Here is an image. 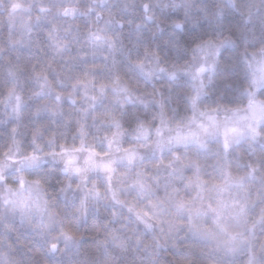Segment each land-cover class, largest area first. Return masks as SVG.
I'll return each mask as SVG.
<instances>
[{
  "label": "snow or ice",
  "instance_id": "6c2138e0",
  "mask_svg": "<svg viewBox=\"0 0 264 264\" xmlns=\"http://www.w3.org/2000/svg\"><path fill=\"white\" fill-rule=\"evenodd\" d=\"M228 2L235 6L234 0ZM108 4L109 0H89L88 6L82 8L80 0H9L6 13L0 18V23L7 26L8 47L17 50V56L21 48L43 52L36 35L42 30L51 55L43 62H33L28 67L27 78L32 86L27 96L22 89L21 77L26 70L25 65L9 63L7 73L10 84L0 104L9 110V115L17 124L10 129L11 138L0 153V180H4L5 173L13 167L19 178L15 185H5L0 200L11 211L19 213L23 220L30 224L35 221L33 226L41 235L53 224L59 223L49 207L41 182L30 180L24 174L25 169L37 168L45 157L54 158L62 164L61 171L66 176L78 177L81 183L87 180L89 173L99 171L105 174L111 200L126 208L135 222L151 230L153 221L160 222L164 201L149 199L150 212L131 201L120 199L118 190H114L111 183L118 161L131 169L143 160L139 149L150 147L154 153L171 152L170 160L160 161L168 170L170 184L182 180L185 187L195 188L192 201H175L177 210L187 214L194 233L201 239L215 242L217 247L235 250L243 242L242 232L235 229L246 226L251 232L258 223H264V210L252 222L247 219L250 201L246 180L255 177L257 167L249 164L247 173L239 174L232 169L227 158L234 145L264 138V130L261 129L264 98H258L256 91L264 87V47L251 53V59L246 61L252 87L244 90L247 97L245 103L232 107L218 104L201 108L198 100L205 94V74L211 80L217 71L221 51L234 45L231 37H209L198 41L189 50L188 59L181 64L163 62L156 48L146 45L141 54L130 56L129 50L118 44L120 34L115 31L123 27L124 21L105 7ZM168 6L167 3L161 5L160 0H143V18L135 24L137 32L145 22L157 20L154 7ZM172 6L178 7L179 4L173 0ZM124 10H129L127 5ZM92 13H95L94 17ZM81 16L88 20V26L83 30L77 22ZM216 16L220 17L221 12L217 11ZM42 22L48 25L46 29H41ZM174 27L182 30L183 24L176 21ZM156 30L162 31L159 22ZM172 47L180 48L175 42ZM117 53L122 54L136 73L147 81L163 74L169 81L174 82L184 76L195 82V90L188 97L192 115L170 122L160 100L146 99L145 94L138 92L121 74ZM97 57L101 59H94ZM104 73L109 75L105 78ZM29 100H35L31 112L33 147L26 151L21 146L18 133L24 107ZM153 102L160 108L155 127L142 119H135L131 129L126 127L124 116L130 106L140 105L147 109ZM218 112L225 115L218 117ZM70 124L74 126L72 140L67 139L64 131ZM49 125L59 131H49ZM90 127L99 134L95 140L103 142L104 151L97 150L90 139ZM126 136L133 142L125 143ZM210 140H218L222 149V153H215L214 163L219 177L215 180L203 178L198 159L173 151L191 145L207 152ZM186 169L191 170L190 175H185ZM151 179L155 181L158 177ZM124 180L138 195H152V183L143 169L137 168L134 175L122 177L121 183ZM172 192H175L174 187ZM206 195L210 197L207 200ZM89 196L98 199L102 193L95 185L85 190L80 200L82 214L87 212ZM61 235L70 245L75 246L78 242L70 230L62 229ZM111 238L115 243H124L115 232ZM56 247L55 243L50 244V249L55 250Z\"/></svg>",
  "mask_w": 264,
  "mask_h": 264
},
{
  "label": "clouds",
  "instance_id": "9594fccd",
  "mask_svg": "<svg viewBox=\"0 0 264 264\" xmlns=\"http://www.w3.org/2000/svg\"><path fill=\"white\" fill-rule=\"evenodd\" d=\"M9 0H0V18L7 10ZM88 3L89 0H83ZM126 0H111L112 4H125ZM143 2V0H142ZM151 2V0H150ZM178 7H173V0H160L167 3V8L161 11L170 12L165 19L168 21L170 35H176L174 22L183 24L180 30L181 39L191 47L206 38L231 37L232 47L221 51L217 71L208 79L205 74V94L198 104L203 107H215L223 104L229 107L246 102L245 89H250L251 76L246 61L251 59V53L264 47V0H234L235 6L228 0H175ZM109 7L111 5H108ZM217 11L221 16L217 17ZM6 23H0V99L3 98L10 81L7 69L9 63H23L25 72L21 73L22 89L27 96L32 86L27 69L32 64L20 52L11 49L6 40ZM189 48H175L176 60L166 63L181 64L188 59ZM173 53H167L172 55ZM119 71L135 86L136 90L145 94L149 100H160L170 122L182 120L192 115L193 109L188 97L195 90V82L181 76L177 81H169L163 74L151 81L145 80L130 64H120ZM105 78L108 73L103 74ZM258 98H264V87L256 90ZM35 100H29L24 107V115L20 121L18 138L26 151L32 149L31 129L34 127L31 112ZM160 108L156 103H150L145 109L140 105L130 106L125 113V125L129 129L135 119H142L153 127L158 124L156 119ZM218 117L225 113H217ZM59 123V121H58ZM17 121L9 115V110L0 104V153L4 151L11 138L10 129ZM73 125L66 132L67 139L73 138ZM264 130V123L261 124ZM49 131H59L52 125ZM90 139L99 151H104L102 141L95 140L99 135L94 128L89 129ZM167 134V133H166ZM60 137H58L59 139ZM43 143V138H41ZM125 143L133 142L130 137L124 138ZM210 150L202 152L194 146L176 148L179 152L191 158L198 159L202 165L201 175L206 180L219 179L216 169V151L222 153L218 140H210ZM47 150V145H44ZM143 160L131 169L123 162H117L113 173L112 188L118 190L120 199L131 201L137 207L152 211L148 205L149 199L164 201L159 223L153 221L151 230L135 222L127 209L116 205L110 198L106 175L97 171L89 173L87 180L81 183L78 177H68L62 171V164L45 157L37 168L25 169L24 174L30 180L41 182L49 207L55 213L59 223L53 224L42 235L33 225L23 220L19 213L11 211L0 200V264H264V223H258L255 229L248 231L246 226L235 229L242 232L243 242L233 251L210 240L201 239L190 225L186 213H181L175 207L176 200L192 201L195 188L185 187L182 180L169 183L167 168L161 160L171 159V152L154 153L151 148L139 149ZM228 161L232 169L239 174H246L248 165L257 167L255 177L247 179V198L249 199L248 222L264 210V138L249 143L242 141L234 145L228 153ZM141 168L148 174L153 192L150 197H142L128 186L127 180L121 183V178L132 176L136 169ZM191 170L186 169L185 175ZM158 177L153 181L151 177ZM19 175L15 168L5 173V179L0 180V194L6 184L15 185ZM79 185V187H77ZM93 185L102 193V197L87 200V212L82 214L80 200L85 190ZM175 192H172V188ZM207 195L205 200L209 199ZM243 198V197H241ZM115 214V215H114ZM207 223V221H205ZM70 230L77 237L75 246L68 244L61 235V230ZM117 233L124 241L118 244L111 238ZM57 245L55 250L50 244Z\"/></svg>",
  "mask_w": 264,
  "mask_h": 264
},
{
  "label": "trees",
  "instance_id": "16d2710c",
  "mask_svg": "<svg viewBox=\"0 0 264 264\" xmlns=\"http://www.w3.org/2000/svg\"><path fill=\"white\" fill-rule=\"evenodd\" d=\"M142 0H126L125 4L117 5L112 4L109 0L110 7L106 5V8H110L118 19L124 21L123 27L116 28L115 31L119 32L120 38L118 44H123L126 50H129L130 56L139 55L142 53L144 46L149 48L155 47L158 53L161 55L162 60H168L172 62L176 60L174 54L175 48L172 47L173 42H175L180 48H189L190 44L186 43L180 36V30H176V35H170V29L168 27V21L165 19L170 12L161 11L160 7H154L153 11L157 17V20L151 22H145L144 26L137 32L135 29V24L142 20L143 18V9L141 8ZM125 5L128 7V11H125ZM80 6L86 8L88 3L80 0ZM95 13H92L91 16L94 17ZM128 21L132 23L129 24ZM77 22L81 26V30L87 28L88 20L85 17H78ZM159 22L160 28L162 31L156 30V24ZM41 29H46L48 25L46 23H41ZM37 38L40 40V47L43 49L41 52L40 49H25L21 48L20 52L23 57L30 63L37 62L41 63L46 60L51 53L48 51L46 44L47 40L44 37V32L38 31L36 33ZM167 40L168 43L165 44L164 41ZM75 49H73V52ZM167 53H173L172 55H167ZM100 60L101 58H94ZM117 59L120 61V64H128V61L120 53H117Z\"/></svg>",
  "mask_w": 264,
  "mask_h": 264
}]
</instances>
